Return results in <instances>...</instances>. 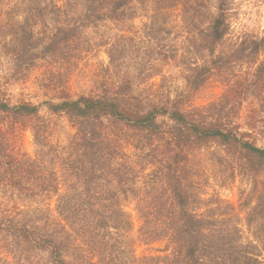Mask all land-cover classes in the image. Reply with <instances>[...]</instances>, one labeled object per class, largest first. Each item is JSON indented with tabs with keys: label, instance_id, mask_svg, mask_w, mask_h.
Segmentation results:
<instances>
[{
	"label": "trees",
	"instance_id": "16d2710c",
	"mask_svg": "<svg viewBox=\"0 0 264 264\" xmlns=\"http://www.w3.org/2000/svg\"><path fill=\"white\" fill-rule=\"evenodd\" d=\"M235 1L67 0L60 5L34 0L31 9L52 15L53 26H22V68L39 59L58 66L72 59L90 29L140 17L146 46L132 70L127 50L118 45L124 35L110 41L114 77L99 93L40 104L0 99V242L5 250L0 248V264H43L39 255L44 264H126L127 256L133 264H264L257 245L244 243L237 227L231 230L196 207L193 157L204 145L233 147L252 168L264 169V147L238 121L248 96L260 90L264 60L249 83L234 80L230 71L262 59L264 34L231 42ZM178 6L193 50L186 51L189 55L180 56L166 21L167 12ZM174 63L188 66L184 83L160 92L162 84L154 88L151 81L159 75L167 79ZM213 75L223 76L224 93L193 106ZM43 111L66 116L76 129L64 155L49 141V125L40 120ZM25 120L32 121L35 156L16 144ZM51 200L54 206L42 205ZM131 200L142 221L141 238L166 239L172 251L135 253L134 221L125 205Z\"/></svg>",
	"mask_w": 264,
	"mask_h": 264
},
{
	"label": "rangeland",
	"instance_id": "374dc122",
	"mask_svg": "<svg viewBox=\"0 0 264 264\" xmlns=\"http://www.w3.org/2000/svg\"><path fill=\"white\" fill-rule=\"evenodd\" d=\"M63 5L67 0H54ZM34 0H0V99L10 104L30 102L40 104L47 100L59 101L62 97L75 98L79 95H91L102 91L105 85L114 77L115 70L111 64L109 42L118 41L119 48L128 52L130 68L137 56L142 58L146 40L143 27V17L136 18L126 25L109 24L97 29H90L86 42L76 46L72 59L60 65H54L52 60H37L35 65L22 68L19 62V47L23 42L22 34L25 28L36 30L48 29L53 26L52 15H39L31 7ZM167 25L172 29V39L181 54L189 55L192 50L187 33L182 28V14L180 7L167 12ZM43 21V22H42ZM231 31L229 39L239 43L248 37L264 34V0H236L231 13ZM46 23V26L39 23ZM36 23V24H35ZM193 51V50H192ZM76 54V55H75ZM117 55L122 56L118 52ZM140 55V56H139ZM195 63V56H186ZM131 58V59H130ZM137 59V58H136ZM258 59L255 63H238L230 71L234 80L240 83L250 82L257 66L262 64ZM199 59L198 64H202ZM172 72H168L167 79L156 76L151 83L160 92L172 91L175 85L184 83L188 66L173 64ZM166 68V67H164ZM171 68H168L169 70ZM173 73L175 76L173 78ZM255 80V79H253ZM159 84V85H158ZM223 76L213 75L208 83L196 93L192 101L193 106H205L218 100L226 89ZM248 96L242 107V130L252 132V140L264 147V80L260 81V90ZM45 119H40L49 125V141L61 154H65L67 145L76 133L70 120L64 115H49L43 111ZM1 117L0 113V125ZM37 120L38 122H41ZM32 121L25 120L20 126L23 128L16 144L30 155H37L38 147L31 128ZM255 124V125H254ZM256 126L257 128L253 127ZM56 169L61 171V165L56 162ZM194 169L196 170V197L198 211L207 215L211 220H224L231 230L239 229V235L246 244L253 243L258 247L257 253L264 261V169L252 168L248 160L235 148H227L217 142L204 145L194 153ZM1 195V194H0ZM7 198V197H6ZM3 199V198H0ZM54 200L42 205H48ZM134 221L131 236L134 239L131 246L139 257L145 255H163L172 251L168 240L162 239L147 242L141 238L140 227L142 221L136 209V202H125ZM1 253L5 254L0 242ZM130 255V254H127ZM43 255L39 259L45 263ZM126 264H133L131 258L125 257Z\"/></svg>",
	"mask_w": 264,
	"mask_h": 264
}]
</instances>
